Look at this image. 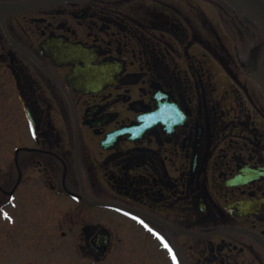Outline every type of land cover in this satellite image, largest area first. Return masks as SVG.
I'll return each mask as SVG.
<instances>
[{"label": "flooded vegetation", "instance_id": "flooded-vegetation-1", "mask_svg": "<svg viewBox=\"0 0 264 264\" xmlns=\"http://www.w3.org/2000/svg\"><path fill=\"white\" fill-rule=\"evenodd\" d=\"M37 2L0 0V221L22 224L34 194L60 245L36 232L11 254L5 233L0 264L135 246L147 264H264L262 30L220 0L10 12Z\"/></svg>", "mask_w": 264, "mask_h": 264}, {"label": "rangeland", "instance_id": "rangeland-1", "mask_svg": "<svg viewBox=\"0 0 264 264\" xmlns=\"http://www.w3.org/2000/svg\"><path fill=\"white\" fill-rule=\"evenodd\" d=\"M3 148L0 146V169H2V165L4 164L3 159ZM40 197L34 194L30 195L29 200L22 205V208L24 210L23 216L24 220L21 224V221L17 218V216L14 214V222L16 221V225H13L9 228V226L2 225V222L0 221V258L4 250L5 245V239H3V236L5 233L9 234L8 238L10 240H7V247L8 250L13 254L15 251H23L28 246L29 241L33 240V236H36V232L38 233L39 237L38 239L40 241L42 240H48L53 241L52 244L53 247H57L60 244H58L56 241L58 240L59 236L56 232L57 227L55 224V219H57L56 216L53 217H47L45 216L44 219H37V223H34V216L37 218V213L39 210L43 211V206L41 203H39ZM25 205V206H24ZM50 218V219H49ZM51 219H53V223H51ZM41 221V222H39ZM52 226V227H51ZM118 233L120 235H123L128 240V247L127 250H131V227L126 229L123 226H118ZM4 241V242H3ZM31 244V243H30ZM44 244L41 243V248H43ZM45 248V247H44ZM134 252L131 251V254L128 252H125L124 254L128 257H121V258H114V260L111 262V264H147V256L143 255L142 249L138 248L137 246L132 247ZM21 255H27V252L22 253ZM49 255H47L48 257ZM45 257L44 262L48 261V258ZM1 262V260H0Z\"/></svg>", "mask_w": 264, "mask_h": 264}, {"label": "water", "instance_id": "water-1", "mask_svg": "<svg viewBox=\"0 0 264 264\" xmlns=\"http://www.w3.org/2000/svg\"><path fill=\"white\" fill-rule=\"evenodd\" d=\"M57 1L60 0H41V2H37L32 5H24V6H19L18 8L11 9L10 12H20L22 10L32 9L49 2H57ZM222 1H224L226 4H228L230 7H232L240 14L249 18L264 31V0H222ZM260 84L263 86L264 89V80H261ZM99 238H102L101 244L103 249V246L106 245V241L104 239V236H100Z\"/></svg>", "mask_w": 264, "mask_h": 264}, {"label": "snow or ice", "instance_id": "snow-or-ice-1", "mask_svg": "<svg viewBox=\"0 0 264 264\" xmlns=\"http://www.w3.org/2000/svg\"><path fill=\"white\" fill-rule=\"evenodd\" d=\"M5 215H6V214H5ZM141 223H143V221H141ZM144 227L147 228V225H144ZM148 230H149V231H152V229H150V228H149ZM153 234L157 236V239L160 240L161 244H163V246H164L166 249H168L169 252H170L171 249L169 248V245H168V243L164 240V238H163L162 236H159V234H157V233H153Z\"/></svg>", "mask_w": 264, "mask_h": 264}]
</instances>
